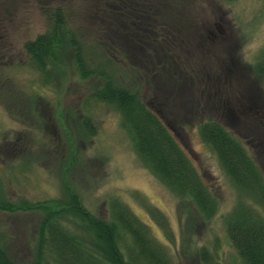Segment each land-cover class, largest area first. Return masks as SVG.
I'll use <instances>...</instances> for the list:
<instances>
[{
    "label": "rangeland",
    "instance_id": "1",
    "mask_svg": "<svg viewBox=\"0 0 264 264\" xmlns=\"http://www.w3.org/2000/svg\"><path fill=\"white\" fill-rule=\"evenodd\" d=\"M122 1L128 7L129 1L138 0ZM163 1L171 23L182 24L185 43L188 41L183 47L179 36H173L166 27V21L157 27L158 31L161 27L160 33L167 42L177 43L181 50L177 64L170 69L177 72L175 80L184 67L189 70L188 64L198 65L203 74L209 65L220 73L222 78L216 80L205 71L217 89L214 97L208 96L213 111L208 110L219 115L264 177V131L256 125L259 118L264 121V0ZM39 2L47 7L60 5L68 30L80 43L90 44L87 27H91L84 17L94 0ZM39 2L0 0V199L21 202L56 198L61 194V184H66L79 196L81 204L98 217H107L112 200L127 206L147 225L150 235L166 249L173 264H243L226 238L223 223L224 213L234 203L235 188L214 153L199 139L195 127L199 114L205 110L200 108L207 105L202 104L205 97L199 94V84L194 81L193 85L183 87V92L172 99L173 107L165 108L170 106L169 102L163 107L156 103V98L151 99L149 84L140 78L131 80L125 52L117 45L109 48L111 54L121 56L117 57L113 77L121 85L138 86L144 103L163 114L161 120L217 197L215 213L205 224H194L180 240L175 197L142 166L128 132L119 125L115 109L90 95L93 84L87 86V79L77 76L68 45H62L46 81L31 65L22 44L44 27ZM113 2L101 1L96 29L103 37L124 44L128 55L133 52L137 56L138 48L132 38L107 20H114V14H108L103 5ZM139 3V8L146 11L141 0ZM84 52H88L86 48ZM255 61H263L258 70ZM162 76V83L173 78L169 71ZM152 82L157 84L156 91L162 89L154 79ZM2 93L9 99L6 104ZM171 97L165 91L158 95L162 100ZM221 99L226 108L219 114ZM183 106L184 112L175 110ZM169 117H174V121ZM153 206L170 230L169 238L151 216L149 208ZM253 207L264 219V208L256 204ZM39 215L37 210H0V246L14 261L30 258ZM200 246L207 250L208 262L196 256ZM42 264L50 263L44 260Z\"/></svg>",
    "mask_w": 264,
    "mask_h": 264
},
{
    "label": "trees",
    "instance_id": "2",
    "mask_svg": "<svg viewBox=\"0 0 264 264\" xmlns=\"http://www.w3.org/2000/svg\"><path fill=\"white\" fill-rule=\"evenodd\" d=\"M101 1L94 0L85 13L84 20L91 27L87 29L92 39L86 45L80 43L68 30L60 5L47 7L39 2L44 27L22 44L31 65L43 74V82L46 81L62 45L64 42L68 45L77 76L87 79V86L93 84L89 88H92L90 95L109 103L115 109L119 125L128 132L131 146L142 166L175 197L180 240L182 234L191 231L194 224H205L215 213L217 197L161 120L163 114L154 112L144 103L138 93V86L121 85L113 77L115 64L119 60L117 57L121 56L111 54L109 48L117 45L125 52L131 80L140 78L149 84L151 99L156 98L160 106L164 107L167 102L170 104L175 96L183 92V87L187 88L196 81L200 86L199 94L205 97L202 104L207 103L206 107L200 108L205 110L199 114L195 123L198 137L214 153L219 167L236 191L234 203L223 215L226 238L243 264H264V219L253 207L256 204L264 208V177L219 115L210 112L213 110L208 103V96L214 97L217 89L205 71L216 80L222 78L220 73L217 74L209 65L203 74L198 70V65L193 67L188 64L189 70L184 67L186 71L178 74L179 79L175 80L177 72L170 69L177 64L181 50L177 43L167 42L163 38V30L160 27L158 31L157 27L166 21V27L173 36H179L183 47L187 46L188 41L185 43L182 24L177 21L171 23L172 18L163 9L165 1L141 0L146 11L139 8L142 5L139 0L137 3L129 1L128 7L122 0H114L110 6L103 5L108 14H114V20H107L113 21L123 35L132 38L138 48L137 56L133 52L128 55L124 44L115 42L114 38L111 40L108 36L103 37L97 31L95 21L102 11ZM90 30L93 35H90ZM83 47L88 52H84ZM262 62H254L257 70ZM167 71L173 75V78L169 77L168 84L161 82L165 77L162 75ZM152 79L161 86V90L158 87L156 91L154 85L157 84L150 83ZM163 91L171 93V99L158 98V95H163ZM5 93L2 96L6 104L9 99ZM172 107V104L165 106L170 109ZM182 108L175 110L181 113L185 107ZM225 108L221 99L217 112L220 114ZM169 118L174 121V117ZM165 119L167 123L168 116ZM259 119L260 123L256 125L262 132L264 121ZM82 120L87 123L86 118ZM87 134H91V131ZM108 205L107 217H98L81 204L79 196L66 184H61V194L56 198L21 202L0 199V210L3 211L21 209L40 212L34 228L30 258L16 262L0 246V264H42L44 260L50 264H173L166 249L150 235L147 225L127 206L115 200ZM149 212L169 238L171 233L165 228L161 213L154 206L149 208ZM196 256L208 262V252L203 246L198 248Z\"/></svg>",
    "mask_w": 264,
    "mask_h": 264
}]
</instances>
